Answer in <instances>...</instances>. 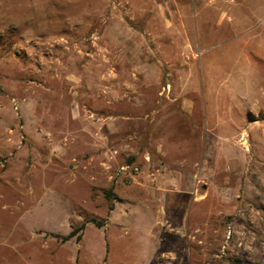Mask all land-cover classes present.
I'll use <instances>...</instances> for the list:
<instances>
[{"label": "rangeland", "instance_id": "1", "mask_svg": "<svg viewBox=\"0 0 264 264\" xmlns=\"http://www.w3.org/2000/svg\"><path fill=\"white\" fill-rule=\"evenodd\" d=\"M52 196L104 264H264V0H0V264H67Z\"/></svg>", "mask_w": 264, "mask_h": 264}, {"label": "crops", "instance_id": "2", "mask_svg": "<svg viewBox=\"0 0 264 264\" xmlns=\"http://www.w3.org/2000/svg\"><path fill=\"white\" fill-rule=\"evenodd\" d=\"M146 103V102H145ZM142 104V103H141ZM218 105V103H215ZM217 106V107H218ZM188 108L191 110L190 115L192 114V108L194 109L193 103L188 104ZM204 109H208L207 105L204 106ZM228 117V115H227ZM53 197V196H52ZM41 198V197H40ZM40 198H30L28 204H36V201L40 200ZM56 201L59 202L58 207L54 212V209L48 211V215L43 222H39V220H35L31 225V233L29 237L33 240H39L42 246H45V250L47 252V256L50 257L52 261V254L49 252L53 241H57L58 239L53 237L52 234L60 235V236H68L73 230L74 227L77 226V221H84L83 216L70 213L66 207L63 206V202L57 197H53ZM32 200L33 202H30ZM21 205H27V203H19ZM34 207V206H33ZM63 211V212H62ZM60 212V213H59ZM18 215V214H17ZM53 217L56 218L53 219ZM160 220V219H159ZM117 219L115 216L110 215L107 218L106 224L99 228L94 225V228H90L91 231L88 232L89 224L86 225V228L82 231H79L75 237L72 239L63 242L62 247L67 252L64 254V259L67 264H85L82 261H87V264H104L105 256L108 253V249L110 244L112 243L109 234L111 233V227H115ZM121 221H125V224L120 226L128 227V215L121 219ZM143 230V229H142ZM146 233V236L149 237L152 234L157 237H163L165 235V230L160 229L157 233L154 230H151V234L149 230H143ZM90 233V234H89ZM112 235V234H111ZM52 236V237H51ZM114 235H112L113 237ZM163 242L158 240V244ZM149 245V243H148ZM5 249L3 245L0 244V250ZM37 249V248H36ZM69 249H75V254L69 252ZM96 249V253L93 250ZM18 256V255H17ZM48 257V258H49ZM16 258V257H15ZM18 258V257H17ZM53 262V261H52ZM74 262V263H73Z\"/></svg>", "mask_w": 264, "mask_h": 264}, {"label": "built area", "instance_id": "3", "mask_svg": "<svg viewBox=\"0 0 264 264\" xmlns=\"http://www.w3.org/2000/svg\"><path fill=\"white\" fill-rule=\"evenodd\" d=\"M117 151H114V154H116ZM106 170L110 171L111 170V167L108 166L106 168ZM140 173V168L135 165V164H123L121 166H119L117 168V170L115 171V176L114 178L111 177L112 179H119L121 178V176H124V177H131V176H135V175H138Z\"/></svg>", "mask_w": 264, "mask_h": 264}, {"label": "trees", "instance_id": "4", "mask_svg": "<svg viewBox=\"0 0 264 264\" xmlns=\"http://www.w3.org/2000/svg\"><path fill=\"white\" fill-rule=\"evenodd\" d=\"M110 209H113V206L111 205ZM79 232L78 229H74L68 236H60V235H56V234H52L53 237L60 239L62 242H66L70 239H72L73 237H75L77 235V233Z\"/></svg>", "mask_w": 264, "mask_h": 264}]
</instances>
